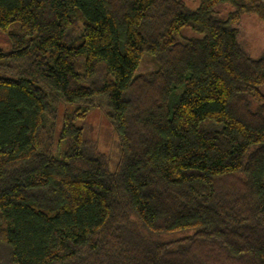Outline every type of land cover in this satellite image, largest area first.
<instances>
[{"label":"trees","instance_id":"trees-1","mask_svg":"<svg viewBox=\"0 0 264 264\" xmlns=\"http://www.w3.org/2000/svg\"><path fill=\"white\" fill-rule=\"evenodd\" d=\"M243 15L264 23V0H0V264H264V51ZM94 109L112 171L84 139Z\"/></svg>","mask_w":264,"mask_h":264},{"label":"rangeland","instance_id":"rangeland-1","mask_svg":"<svg viewBox=\"0 0 264 264\" xmlns=\"http://www.w3.org/2000/svg\"><path fill=\"white\" fill-rule=\"evenodd\" d=\"M182 1L189 9H195L197 6V0ZM229 10L227 6H222L218 9L223 16ZM237 29L238 41L245 53L252 59L258 58L264 51V23L254 16L243 15ZM185 34L191 35L189 32H185ZM0 50L5 53L10 51L7 36L3 33H0ZM155 68L156 65L152 58L147 54H143L135 73L142 75L153 71ZM81 127L84 139L94 145L97 151L108 160L112 171L118 162L119 150L115 135L106 121L103 112L99 109L90 111L81 123Z\"/></svg>","mask_w":264,"mask_h":264}]
</instances>
